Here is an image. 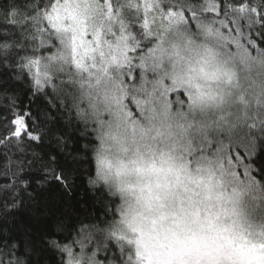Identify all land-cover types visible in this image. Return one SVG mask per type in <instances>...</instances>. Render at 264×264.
Here are the masks:
<instances>
[{
	"label": "snow or ice",
	"instance_id": "obj_1",
	"mask_svg": "<svg viewBox=\"0 0 264 264\" xmlns=\"http://www.w3.org/2000/svg\"><path fill=\"white\" fill-rule=\"evenodd\" d=\"M0 264H264V0H0Z\"/></svg>",
	"mask_w": 264,
	"mask_h": 264
}]
</instances>
